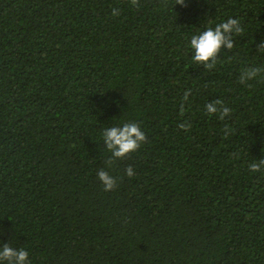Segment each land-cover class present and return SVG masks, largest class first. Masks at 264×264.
I'll return each mask as SVG.
<instances>
[{
  "label": "trees",
  "instance_id": "trees-1",
  "mask_svg": "<svg viewBox=\"0 0 264 264\" xmlns=\"http://www.w3.org/2000/svg\"><path fill=\"white\" fill-rule=\"evenodd\" d=\"M175 3L0 0V244L30 264H264V74L238 83L264 67V0ZM228 18L236 46L195 64L191 36ZM126 122L147 142L109 167Z\"/></svg>",
  "mask_w": 264,
  "mask_h": 264
},
{
  "label": "clouds",
  "instance_id": "clouds-1",
  "mask_svg": "<svg viewBox=\"0 0 264 264\" xmlns=\"http://www.w3.org/2000/svg\"><path fill=\"white\" fill-rule=\"evenodd\" d=\"M133 6H139V0H130ZM176 4L186 6L185 0H176ZM113 16L120 15L119 8L112 9ZM244 28L238 18H228L225 22L218 23L215 27H208L204 31L195 33L191 36L190 47L193 50L192 60L197 65H203L204 69L212 70L215 68L218 57L222 49L232 50L236 44L234 40L242 36ZM258 52H264V40L257 44ZM264 74V67H246L238 78V83L246 85L248 81L255 80L258 76ZM191 94L189 89L184 93L183 99L186 101ZM208 114L219 113V119L224 120L231 113V110L224 106L219 99L211 101L205 105ZM181 115L184 113V107L181 105ZM178 127L182 130H190V123H180ZM225 136L231 134L233 129L225 126ZM104 146L111 153V157L106 161L110 167L116 160L124 159L132 152L139 150L143 143L147 142V136L142 131L140 125L136 122H126L122 126H112L106 128L103 132ZM264 167V159L253 162L249 165L251 172H258ZM125 174L131 178L135 175L134 169L129 165L125 169ZM98 179L104 186V191L114 190L117 184V178L110 175L107 171L101 169L97 173ZM0 264H30L29 253L23 248H14L9 243L0 244Z\"/></svg>",
  "mask_w": 264,
  "mask_h": 264
}]
</instances>
